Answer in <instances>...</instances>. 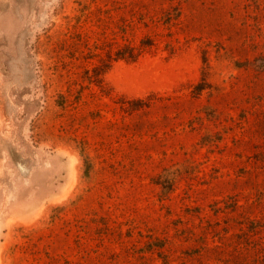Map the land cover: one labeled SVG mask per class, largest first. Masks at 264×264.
<instances>
[{"label": "rangeland", "instance_id": "374dc122", "mask_svg": "<svg viewBox=\"0 0 264 264\" xmlns=\"http://www.w3.org/2000/svg\"><path fill=\"white\" fill-rule=\"evenodd\" d=\"M0 264H264V0H0Z\"/></svg>", "mask_w": 264, "mask_h": 264}, {"label": "trees", "instance_id": "16d2710c", "mask_svg": "<svg viewBox=\"0 0 264 264\" xmlns=\"http://www.w3.org/2000/svg\"><path fill=\"white\" fill-rule=\"evenodd\" d=\"M153 47H155V42L153 40L143 39L138 46H133L131 44H123L118 47L115 51L106 52L104 48H99L100 51L105 53L106 58L101 57L99 60V65L93 68V85L98 87L103 95H107L109 91L104 83V75L112 68L113 64L119 61H125L127 63H136L141 57L148 53ZM204 63L206 60L204 58ZM206 81L205 78L202 79ZM205 90V87L200 83L196 86L197 94H200ZM148 104L143 99H135L129 102V111H140L147 107ZM168 169V168H167ZM165 169L164 171H166ZM156 185L160 186L162 190L166 191V194H170L173 191L175 181H170L169 179L162 182V176H157Z\"/></svg>", "mask_w": 264, "mask_h": 264}]
</instances>
